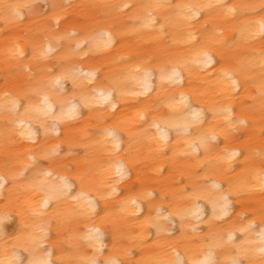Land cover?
<instances>
[{
	"label": "clouds",
	"instance_id": "obj_1",
	"mask_svg": "<svg viewBox=\"0 0 264 264\" xmlns=\"http://www.w3.org/2000/svg\"><path fill=\"white\" fill-rule=\"evenodd\" d=\"M149 0H82L77 4L76 0H0V33L8 28L25 27V36L28 40L42 46L46 35V29L52 27L48 19L53 13L54 6L66 8L68 13L74 12L78 7L88 8L93 15L84 21L90 22L77 26L81 35L76 39L83 40L84 34L90 29L108 28L114 37L113 47L104 52H97L90 45L84 43L78 50L73 51L74 42H66L63 47H57V51L47 61L32 62L30 57L24 60H8L5 49H0V77L4 84L0 85V177H8L0 181V259L5 256V249H12L14 237L7 230L9 224H16V235L33 233L37 225L47 228V234L41 242L33 247V259L48 256L52 264H83L82 256L94 257L95 264H108V258L113 254L114 247L119 246L129 250L127 256H121L122 264H148V258L166 251L170 258L172 250L161 249L154 246L156 239L172 241L173 247L184 258V264H192L190 256L199 254L200 250L195 246L201 240L207 239L209 233H223L234 221L241 219V213L248 208H254L261 216H264V187L255 191L237 190L230 192V188L238 189L240 185L256 184L251 172L241 171V165L245 160L242 155L233 161V168L229 169L219 159V154L225 148V144L209 143L207 147L197 146L194 150L185 144V138L171 131L165 147L156 152L155 145L146 138L150 133L148 122H137L135 127L129 128L128 132L120 134L119 155L129 164V178L116 184L118 192L108 195L115 183L106 175L104 168L109 162L106 146L97 145L100 132L103 127L113 125L121 116L126 115L124 108L133 106H145L156 113L168 114L165 107V99L175 94L181 88H191L197 93L186 107V111L199 108L204 112L203 127L209 125L216 128L227 129V122L223 119L226 113L222 111L212 112L210 108L222 109L230 104L232 107V122L235 123L240 117L247 121V127L237 125L235 131L228 130L227 144L229 146L244 148L238 137L242 133L251 134L250 145L252 148L264 147L261 135L264 134V96L258 92V85L264 83V35H261L260 25L264 24V0H208L219 4L211 12L215 17L210 21L195 24L196 44H206L215 49L214 66L200 68L197 65H189L182 72V81L173 84H161L158 70L152 72L151 83L156 91L145 97L143 95L131 97L117 92L113 95L112 102L94 109L82 107L80 116L76 120L68 121L59 126L61 138L69 135L73 141V147L67 144L63 146L55 162L40 161L38 167H53L54 175L64 174L72 182L74 191L80 190L81 181L85 187L92 190L95 204L89 210V205L77 202L72 198L74 194H66L59 199H50L48 205L42 209L41 215L33 214V207L38 206L44 199V193L34 191L27 187L29 178L37 173V168L31 169L26 177L11 179L10 173L21 169L20 160L26 153L15 154L10 150L17 145L24 144L19 137L5 135V116L3 113L4 86L11 78L7 70L9 66H15L17 70L16 84L21 89L40 87L45 78L55 72H62L73 66H81L84 69H97L99 79L96 84L110 83L111 76H121V89L126 92L138 91L136 81L127 77L128 69L144 59H150L151 66L158 69L166 66V58L177 52V49L185 54L193 45H181L183 30L166 29L160 32V24L152 29L140 26L138 20L132 18L134 10L117 11L115 6L122 3L139 5L148 3ZM194 3H203L204 0H193ZM167 3L174 5L172 0ZM22 4L32 5L31 11H24V19L15 15L16 6ZM231 7L232 13L226 14V9ZM169 14L172 9H165ZM30 22V23H26ZM65 25L61 26V30ZM197 29L200 38L197 39ZM233 29L242 30L245 39L236 34L233 39ZM222 30V35L217 34ZM159 34L158 40L153 36ZM218 41V43H217ZM119 65L109 64V61L126 54ZM223 57L234 69V76L238 81L235 88L221 92L220 85L215 81L218 68L215 60ZM28 64L30 72L22 69ZM137 75H140L139 73ZM72 81L68 80L67 85ZM187 85V86H186ZM93 85H83L78 89L81 93H90ZM163 89V91H161ZM204 91L200 96L199 92ZM36 102L37 97H32ZM134 102V103H130ZM112 105H115L113 107ZM87 110L88 116H84ZM96 113H103L100 118ZM210 113V117L209 114ZM77 124H93L91 130L69 133V128ZM147 130V131H145ZM129 132L138 135H129ZM223 138V137H221ZM39 139V137H37ZM56 138L50 136L49 142ZM80 145H88L92 148L89 155H85V149ZM38 151L40 145L35 146ZM138 161V162H137ZM168 167V175H158L153 171L157 166ZM253 167L264 170V162H254ZM136 172L135 178L132 173ZM186 172L184 183H180L179 172ZM38 178V177H37ZM141 178L144 183L141 184ZM151 178V179H149ZM213 182L220 183V190L229 192V208L227 215H221V209L215 211L204 200L195 201L186 193L196 190L210 193L214 198L219 193L210 188ZM133 185H138L137 190L148 189L152 192V198L142 201L140 208L124 210L123 201L133 191ZM197 203L199 211L196 215L190 214ZM237 205L240 210L237 211ZM147 211L144 212V208ZM159 212L160 231L156 227L145 228L143 241H133L129 237L138 233L140 222L146 215L153 217ZM143 213V215H141ZM179 213V214H177ZM7 217L6 219H3ZM166 217V218H165ZM216 217V218H214ZM101 218H107L110 223L103 227L99 237V245L95 239L87 240L81 234L87 231L89 224L100 223ZM151 237V242L149 238ZM243 238L242 236L240 237ZM255 239V237H251ZM239 243V239L236 241ZM24 246H30L28 241ZM255 247V245H253ZM231 248L226 249L230 253ZM137 253L139 255H137ZM243 259V258H242ZM253 264H264V258L253 256ZM27 264V261L25 262ZM216 264H224L223 255H217ZM243 264H249L243 260Z\"/></svg>",
	"mask_w": 264,
	"mask_h": 264
},
{
	"label": "snow or ice",
	"instance_id": "obj_2",
	"mask_svg": "<svg viewBox=\"0 0 264 264\" xmlns=\"http://www.w3.org/2000/svg\"><path fill=\"white\" fill-rule=\"evenodd\" d=\"M32 5L22 4L16 6L15 15L21 20L24 19V11H31ZM219 7V4L211 2L194 3L193 0H184V2L170 5L167 0H149L148 3L139 5H130L122 3L116 5L117 11L134 10L132 18L139 21L140 26L145 29H152L156 24H160V32L166 29L182 28V38L179 43L181 45H193L187 54L182 51L176 52L166 58L164 64L158 69L151 66L150 59H144L139 63L131 66L127 71V77L136 81L138 91L126 92L121 89V76H111L110 83L96 84L99 79L97 69H84L81 66H73L62 72L50 70L53 74L45 78L44 84L40 87L21 89L16 84L17 70L15 66H9L8 71L11 78L4 86L3 91V113L5 116V135H15L22 141L31 145L25 149L27 155L20 160L21 169L10 173L11 179L17 177H26L27 173L37 168V173L29 178L27 187L37 192L44 193L38 206L33 207V214L41 215L40 209L46 207L50 199H59L66 194H73L72 198L77 202L89 205V210L94 206L95 200L92 190L85 187L81 181L80 190L74 191L72 182L67 175L56 174V179L51 178L54 175L53 167H38L40 161L55 162V158L59 155L65 144L73 147V141L70 136L65 134L61 138L59 126L72 120H76L80 116L82 107L88 109L98 108L112 102L113 95L120 92L122 95L136 97L143 95L145 97L151 95L156 89L152 86L151 77L154 70L160 73L161 84L180 83L182 81V72L189 65H197L200 68H207L209 65L214 66L215 49L208 47L206 44H196L195 24L199 18L203 16L211 17V12ZM171 8L172 13L169 14L165 9ZM226 14L232 13V8L226 10ZM48 19L51 20L52 27L46 29V35L42 46L35 44L31 40H26L22 44L20 38L14 39L9 46L6 47L5 53L8 60H24L31 58L32 62H44L49 59L58 49L54 45L63 47L66 42H74L76 51L79 47L86 43L97 52H104L113 47L114 37L112 31L108 28L90 29L84 34V39H76L81 33L77 30V26L70 23L71 17L68 15L66 8L54 6L53 13ZM210 21V20H206ZM88 21H80L79 25H83ZM65 25L63 30L61 26ZM261 35H264V24L260 25ZM218 35H222V30H217ZM239 34L241 39H245L242 30L233 29V39ZM159 34L153 36V40H158ZM218 43V41H217ZM30 49V55L26 54L25 48ZM123 54L109 64H117L123 62L125 55ZM215 64H219L218 75L215 81L220 85V91L226 93L229 87L235 88L238 84L234 76V69L226 59L215 60ZM23 71L30 72L28 64L22 66ZM140 75H137V74ZM72 81L71 89L67 87V81ZM83 85H93L90 93H81L78 91ZM258 92L264 96V83L259 84ZM163 91V89H161ZM195 90L191 88H181L175 94L165 99V107L168 114L154 112L151 108L143 105L136 107L131 114L121 116L113 125L103 127L100 132L97 145L106 146V153L109 162L104 168L106 175L110 176L115 183L112 185L109 196L116 194L118 189L116 184L129 178V164L120 157V134L128 132L129 128L135 127L137 122H148L151 133L146 137L148 141L155 145L153 149L160 152L168 141L171 131L184 136L185 144L198 150L197 146L207 147L209 143L219 141L225 144V148L219 154V159L229 168H233V161L238 157L244 156L245 160L241 165V171L251 172L256 184L240 185L238 189L230 188V192L237 190L255 191L264 187V170L259 167H253L254 162H264V147L252 148L250 145L251 134L249 132L242 133L238 139L244 145V148L229 146L228 130L235 131L237 125L247 127V121L244 117H240L235 123L232 122V107L230 104L225 105L222 109L210 108V111H222L226 113L223 119L227 122V129L216 128L209 125L203 127L204 112L199 108H192L186 111L190 99L196 95ZM204 91H200L199 95L203 96ZM32 97H37L33 102ZM115 107V105H112ZM103 118V113H96ZM147 131V130H145ZM82 134H86L81 131ZM129 135H138V133L129 132ZM50 136L56 139L52 142L48 141ZM39 137V139H37ZM223 137V141H221ZM261 141L264 142V134L261 135ZM40 145L37 151L35 146ZM85 149V155H89L95 145H80ZM138 162V161H137ZM158 175H163L164 168L157 166L153 169ZM180 183H184V179L188 173L179 172ZM38 177V178H37ZM8 177H0V181ZM145 181L141 178L140 183ZM210 188L219 194L212 197L210 193L202 191H190L186 194L195 201L204 200L212 209H221V215L228 214L229 208V192L220 190V183L213 182ZM152 198V192L148 189L137 190L133 185V191L123 201L124 210L131 208L139 209L142 201ZM199 211V204L190 210V214L196 215ZM160 210L157 209V216L146 215L140 222V231L129 237L133 241H143L145 228L156 227L157 233L160 227L155 221L159 220ZM179 214V213H177ZM4 217L3 219H6ZM166 218V217H165ZM216 218V217H214ZM107 218H101L100 223L89 224L87 231L81 234L82 238L87 240L95 239L97 246L99 245V237L102 234L103 227L110 223ZM47 228L37 225L33 233L27 235L20 234L14 236L12 249H5V256L0 259V264H52L50 254L48 256L36 257L33 259V247L37 246L43 237L47 234ZM237 234H240L238 236ZM243 237L242 239L240 237ZM255 237L252 239L251 237ZM239 239V243L236 241ZM28 241L30 246L25 247L24 242ZM172 241H162L156 239L154 246L161 249H171L174 258H170L166 251L158 255L148 258V264H184V258L173 247ZM255 245V247H253ZM200 250L199 254L193 253L190 256L192 264H216L217 255H223L224 264H243V260H248L249 264H253V256L264 258V216H261L254 208H248L241 213V219L234 221L223 233H209L207 239L195 246ZM231 248L230 253H226V249ZM129 250L119 246L114 247L113 254L108 258V264H122L121 256H127ZM243 258V259H242ZM83 264H95L94 257L82 256Z\"/></svg>",
	"mask_w": 264,
	"mask_h": 264
},
{
	"label": "bare ground",
	"instance_id": "obj_3",
	"mask_svg": "<svg viewBox=\"0 0 264 264\" xmlns=\"http://www.w3.org/2000/svg\"><path fill=\"white\" fill-rule=\"evenodd\" d=\"M181 2H184V0H172L173 4H177V3H181ZM204 2H208V0H204ZM229 2H231V0H229ZM76 3L77 4H82V0H76ZM68 15L72 17V21H71L72 23H77V22L84 21V20L88 19L90 16L93 15V13L86 7H78V8H76V10L74 12L70 11L68 13ZM214 18L215 17H213V16H211V17L203 16L202 18L198 19V22L200 24H203L206 20H212ZM26 23H30V22H26ZM2 26H3L2 22H0V27H2ZM26 31H27V28H25L23 26L16 27V28L5 29L4 32L0 33V49L6 48L7 46H9V44L16 38H20V42L23 44L24 41L27 40V37L25 36V32ZM230 35H233V33L230 32ZM199 38H200L199 29H197V39H199ZM180 50L181 49H177V52H179ZM25 51H26V54L30 55V49H28L26 47ZM217 66H219V64H217ZM3 84H4V80H3L2 77H0V85H3ZM67 87L69 89H71V84H68ZM130 103H134V102H130ZM119 107L124 109L125 113L131 114V112L136 107H139V106H133V107H129V108H124V106L121 105ZM208 115L210 117V113ZM84 116L85 117L88 116L87 110H84ZM93 127H94L93 124H77L75 127L69 128L66 131H68L71 134L73 132H81V131H84L86 129L87 130H91ZM221 141H223V138H221ZM221 144H223V143H221ZM28 147H32V146L27 144V143H24V144H20V145L15 146L10 151L12 153L21 154L22 155L25 152V149L28 148ZM132 175H133V178H135L136 172L134 171L132 173ZM163 175H165V176L168 175V167H167V165L164 166ZM149 179H151V178H149ZM181 179H184V178H181ZM134 186H135V188L138 187V185H134ZM239 210H240L239 205H237V211H239ZM146 211H147V208L145 206L144 212H146ZM141 215H143V213ZM7 230H8V232H9V234L11 236H13V237L16 236V224L15 223L9 224L7 226ZM237 235L240 236V234H237ZM149 242H151V237L149 238ZM137 255H139V254L137 253Z\"/></svg>",
	"mask_w": 264,
	"mask_h": 264
}]
</instances>
